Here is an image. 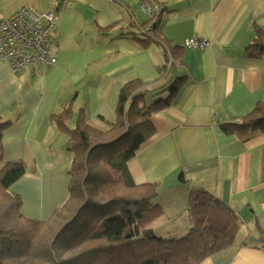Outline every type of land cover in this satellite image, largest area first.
<instances>
[{
    "label": "crops",
    "instance_id": "0c3cea01",
    "mask_svg": "<svg viewBox=\"0 0 264 264\" xmlns=\"http://www.w3.org/2000/svg\"><path fill=\"white\" fill-rule=\"evenodd\" d=\"M156 1L165 8L157 31L166 51L143 42L142 0H0V22L25 5L60 13L55 65L15 73L0 61V119L10 121L3 163L22 161L27 168L11 191L27 216L49 218L69 196L74 158L52 115L70 107L72 128L84 117L106 130L117 119L124 85L142 81L145 101L152 102L185 77L171 104L152 115L156 133L128 161L137 184L160 183L150 227L163 238L186 234L191 192L206 189L238 212L242 224L232 246L199 264H264V232L257 228H264V132L222 129L264 101V57L251 50L255 28H264V0ZM190 37L210 44L186 47Z\"/></svg>",
    "mask_w": 264,
    "mask_h": 264
},
{
    "label": "trees",
    "instance_id": "16d2710c",
    "mask_svg": "<svg viewBox=\"0 0 264 264\" xmlns=\"http://www.w3.org/2000/svg\"><path fill=\"white\" fill-rule=\"evenodd\" d=\"M160 22L153 26L154 36L141 26L143 42L165 44L157 31ZM251 48L253 56L264 57V28H255ZM185 80L177 78L152 102L145 101L149 90L142 81L124 85L117 119L106 130L84 117L72 128L70 107L53 114L68 135L66 148L74 158L69 196L44 220L27 216L22 198L11 191L27 168L22 161L3 163V132L10 121L0 119V264H199L232 246L241 228L240 215L206 189L191 192L186 234L156 235L150 223L158 216L154 199L160 183L137 184L128 167L156 133L152 115L171 104ZM164 92L168 95L162 97ZM222 129L242 136L264 132V101L239 121L223 123ZM180 179L186 183L183 175ZM257 228L264 232L259 223Z\"/></svg>",
    "mask_w": 264,
    "mask_h": 264
},
{
    "label": "built area",
    "instance_id": "2783aa9c",
    "mask_svg": "<svg viewBox=\"0 0 264 264\" xmlns=\"http://www.w3.org/2000/svg\"><path fill=\"white\" fill-rule=\"evenodd\" d=\"M141 10L147 18L142 31L154 36V24L160 22L165 10L156 0H142ZM60 13L42 11L34 6L25 5L13 15L0 22V61L6 60L13 72L24 68L40 69L56 64L54 32L58 28ZM210 44L207 38L190 37L185 40L189 48H206ZM162 50L167 49L161 45ZM170 66L173 63L169 53Z\"/></svg>",
    "mask_w": 264,
    "mask_h": 264
},
{
    "label": "rangeland",
    "instance_id": "374dc122",
    "mask_svg": "<svg viewBox=\"0 0 264 264\" xmlns=\"http://www.w3.org/2000/svg\"><path fill=\"white\" fill-rule=\"evenodd\" d=\"M33 218H36V217H33Z\"/></svg>",
    "mask_w": 264,
    "mask_h": 264
}]
</instances>
